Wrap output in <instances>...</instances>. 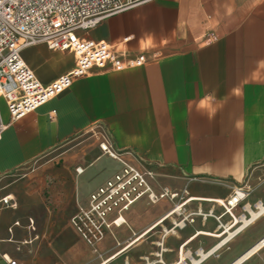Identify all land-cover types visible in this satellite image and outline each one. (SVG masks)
I'll list each match as a JSON object with an SVG mask.
<instances>
[{
    "label": "crops",
    "instance_id": "0c3cea01",
    "mask_svg": "<svg viewBox=\"0 0 264 264\" xmlns=\"http://www.w3.org/2000/svg\"><path fill=\"white\" fill-rule=\"evenodd\" d=\"M87 36L104 40L119 55L146 53L148 61L125 69L93 67L9 124L0 138V185L11 171L77 135L105 129L117 149L135 151L163 185L171 187L168 179L180 189L201 179L209 187L202 192L188 187L194 197L225 199L243 187L247 201L264 204V0H151L107 17ZM23 56L45 84L74 66L72 53L57 54L44 44L25 49ZM1 114L8 123L3 101ZM120 168L118 163L108 178ZM202 205L208 209L212 203ZM21 215L18 211L12 223L2 219L0 255L24 264L17 259V241L28 248L36 237L17 240L18 230L30 233L35 223L28 216L22 224ZM215 228L214 219H197L167 238L165 261H176L187 240L192 251L209 249L219 239L205 232ZM156 238L157 231L136 241L131 261L154 250ZM263 239L264 214L202 264H234ZM238 264H264V245Z\"/></svg>",
    "mask_w": 264,
    "mask_h": 264
},
{
    "label": "built area",
    "instance_id": "2783aa9c",
    "mask_svg": "<svg viewBox=\"0 0 264 264\" xmlns=\"http://www.w3.org/2000/svg\"><path fill=\"white\" fill-rule=\"evenodd\" d=\"M148 1L151 0H0V138L9 124L67 90L93 67L110 65L113 69H125L145 64L146 53L119 55L104 40L77 32H88L107 17ZM39 44L53 51L72 53L73 68L49 84L42 82L23 56L25 49ZM153 55L159 57L160 52L154 51ZM1 101L9 113L8 123L1 114ZM98 132L100 148L121 168L89 194L86 204L78 203L70 218L72 227L96 255L97 264H202L264 214V204L247 201L249 191L243 187L234 189L225 199H210L192 196L188 187L173 189L163 185L159 174L147 167L135 151L117 149L108 131ZM76 171L82 174L84 168L80 166ZM4 201L9 200L5 197ZM140 202L150 206L167 202L170 208L140 234L133 233L128 242H116L113 247L103 249L104 243L115 236L114 231L128 224L127 213ZM202 202L212 205L206 209ZM215 204L222 208L221 212L216 211ZM210 218L216 221V228L205 234L218 238V242L207 250L199 247L192 251L187 240L180 245L177 260L167 263L166 239L178 236L180 230L194 225L197 219L206 223ZM155 231L158 232V238L152 241L155 249L133 263L128 253L134 241ZM259 244L263 246L264 239ZM5 260L7 264H20L13 259Z\"/></svg>",
    "mask_w": 264,
    "mask_h": 264
},
{
    "label": "rangeland",
    "instance_id": "374dc122",
    "mask_svg": "<svg viewBox=\"0 0 264 264\" xmlns=\"http://www.w3.org/2000/svg\"><path fill=\"white\" fill-rule=\"evenodd\" d=\"M99 136L96 129L81 133L60 148L11 171L0 185V198L13 193L16 200L9 204L0 203V227L4 225V217L14 222L18 211L22 213V224L27 225L28 216L34 218L35 223L30 222V233L28 229L17 231V240L36 237L28 248L17 241V259L24 264L98 263L96 255L70 224V218L77 211L78 202L86 204L89 193L118 168V162L100 148ZM80 166L84 168L82 174L76 171ZM192 180L195 182L188 187L193 190L202 192L209 187V181ZM166 184L179 189L168 179ZM168 208L167 202L155 206L144 202L136 204L127 213L128 224L117 228L115 236L104 243L103 249L113 247L116 242H128L133 233L140 234ZM15 228L17 230L18 226ZM20 248L22 253L18 250ZM0 264H6L1 255Z\"/></svg>",
    "mask_w": 264,
    "mask_h": 264
},
{
    "label": "bare ground",
    "instance_id": "6f19581e",
    "mask_svg": "<svg viewBox=\"0 0 264 264\" xmlns=\"http://www.w3.org/2000/svg\"><path fill=\"white\" fill-rule=\"evenodd\" d=\"M5 197H6L9 201L5 202V201H4V200H5ZM10 201H11V202H14V201H15L12 195H6V196L2 197V199H1V202L5 203V204H9ZM262 210H263V209H262ZM253 215L255 216L256 214L253 212ZM245 222H247V220H245ZM16 224H17V222H16ZM138 240H140V239L138 238L137 240L134 241V243H135L136 241H138ZM134 243H133V244H134ZM133 244H132V245H133ZM259 247H261V244L257 245L255 248H253L251 251H249V252L246 254L245 257L239 259V260H238L236 263H234V264H238V263H240L244 258H246V257L249 256L250 254H252V253H253L254 251H256ZM4 257L7 258V259H10V257H9L8 255H4Z\"/></svg>",
    "mask_w": 264,
    "mask_h": 264
},
{
    "label": "water",
    "instance_id": "95a60500",
    "mask_svg": "<svg viewBox=\"0 0 264 264\" xmlns=\"http://www.w3.org/2000/svg\"><path fill=\"white\" fill-rule=\"evenodd\" d=\"M247 257H248V256H247ZM247 257H246V258H247Z\"/></svg>",
    "mask_w": 264,
    "mask_h": 264
}]
</instances>
